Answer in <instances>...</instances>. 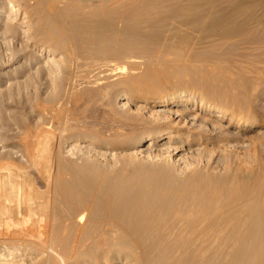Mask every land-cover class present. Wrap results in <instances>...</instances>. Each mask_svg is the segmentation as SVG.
I'll return each instance as SVG.
<instances>
[{
	"label": "bare ground",
	"instance_id": "bare-ground-1",
	"mask_svg": "<svg viewBox=\"0 0 264 264\" xmlns=\"http://www.w3.org/2000/svg\"><path fill=\"white\" fill-rule=\"evenodd\" d=\"M258 94L264 0H0V264H264Z\"/></svg>",
	"mask_w": 264,
	"mask_h": 264
},
{
	"label": "rangeland",
	"instance_id": "rangeland-1",
	"mask_svg": "<svg viewBox=\"0 0 264 264\" xmlns=\"http://www.w3.org/2000/svg\"><path fill=\"white\" fill-rule=\"evenodd\" d=\"M242 66H245V65L242 64ZM160 86L161 85H157L156 87L160 88ZM229 92L231 94L229 96H231V97L228 99V101L231 102V103H233V102L235 103L238 100V98H237L238 97V93H236L235 90H232V91L230 90ZM254 97L255 98L252 99L254 101H252L251 106L254 109L258 108V112L261 115H264V95H260L259 96V94H258V96L255 95ZM262 106H263V108H262ZM262 132L264 133V128L255 129V130H251V131L249 130L247 133L242 134L243 136H241V137H244V139H246L245 148L244 147L243 148L239 147L240 145H238V144H241V141L239 139H234L237 135L235 137H233V139H231L229 141V143H228V145H229V147H227L228 149L225 147L226 148V151L224 153V158L226 159V160H224L225 163L223 162V166L222 165L219 166L218 170L221 172L225 168L226 169L231 168L232 167L231 165H232L233 161H238L237 159H242L243 160L247 155H252V153L254 154V151H256L257 149L262 148L263 145H264V134ZM231 133H236V134L239 135V133L237 132L236 125H234L231 128ZM225 155H226V157H225ZM236 157H237V159H236ZM238 157H240V158H238ZM227 163H229V164H227Z\"/></svg>",
	"mask_w": 264,
	"mask_h": 264
}]
</instances>
